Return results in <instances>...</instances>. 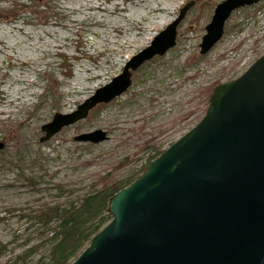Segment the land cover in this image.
Returning <instances> with one entry per match:
<instances>
[{"label":"rangeland","instance_id":"obj_1","mask_svg":"<svg viewBox=\"0 0 264 264\" xmlns=\"http://www.w3.org/2000/svg\"><path fill=\"white\" fill-rule=\"evenodd\" d=\"M190 1L173 47L133 71L119 96L41 140L42 125L120 74ZM221 1L0 0V92L7 101L0 102V264H49L55 223L41 222L42 205L77 203L89 191L136 179L149 158L199 122L211 86L237 78L264 53V0L233 10L220 40L200 53ZM157 3L172 7L167 23L166 14L150 12ZM149 18L159 25L149 29ZM97 129L105 140L74 139Z\"/></svg>","mask_w":264,"mask_h":264},{"label":"water","instance_id":"obj_2","mask_svg":"<svg viewBox=\"0 0 264 264\" xmlns=\"http://www.w3.org/2000/svg\"><path fill=\"white\" fill-rule=\"evenodd\" d=\"M256 1L218 3L200 53L220 40L233 10ZM192 3L73 112L55 113L41 126V140L123 93L133 71L174 46L177 24ZM106 138L100 129L74 137ZM106 212L110 221L70 264H264V53L213 88L199 122L110 196Z\"/></svg>","mask_w":264,"mask_h":264},{"label":"trees","instance_id":"obj_3","mask_svg":"<svg viewBox=\"0 0 264 264\" xmlns=\"http://www.w3.org/2000/svg\"><path fill=\"white\" fill-rule=\"evenodd\" d=\"M31 4L36 5V0H30ZM38 1V0H37ZM214 86H211L206 92L211 94ZM101 105V104H99ZM157 151L149 161L160 154ZM106 179V177H102ZM132 179L121 182H113L105 185L99 190L89 191L78 199L77 203H56L55 205H42L39 209V218L45 226L55 225L49 236L51 247L49 249V264H68L83 249L91 237L98 232L101 227L110 220L106 213L107 201L119 189L128 185ZM61 190L62 185H57ZM38 245L29 249L22 258L29 254Z\"/></svg>","mask_w":264,"mask_h":264},{"label":"bare ground","instance_id":"obj_4","mask_svg":"<svg viewBox=\"0 0 264 264\" xmlns=\"http://www.w3.org/2000/svg\"><path fill=\"white\" fill-rule=\"evenodd\" d=\"M167 1H171V0H167ZM174 2L176 1V0H173ZM171 8L172 7H170L169 5H167V4H159V3H157L156 4V6H154V7H152L151 8V11L150 12H152V13H164V14H166V17L165 18H163L162 19V21H161V24H163V23H167L168 22V17H169V15H170V10H171ZM145 7L143 6V5H141V7H140V14H142V15H146V14H148V12H146L145 11ZM142 12V13H141ZM145 13V14H144ZM134 15H136V13H134ZM142 15H137V17H145V16H142ZM148 18V17H147ZM155 18H157V17H155ZM155 18H149L150 20H148V22H147V24H148V28L150 29V28H152L153 26H157V25H159V21H153V19H155ZM130 41H132V39H129V40H126L125 42H130ZM87 68H85V70H86ZM13 76H17V74L16 73H13ZM17 79V77L15 78V80ZM83 79V78H82ZM101 82H99V81H97V83L94 85V86H96V85H98V84H100ZM81 84V83H80ZM81 85H83V84H81ZM17 92V89H15L14 90V94H13V101H15L17 98H16V96H15V93ZM4 93L5 92H0V102H1V104L2 103H5V102H7V101H5V95H4ZM3 112V110L2 109H0V113H2ZM27 142V141H26ZM26 142H24V144L22 145V146H25L26 145ZM2 189H0V191H1Z\"/></svg>","mask_w":264,"mask_h":264}]
</instances>
